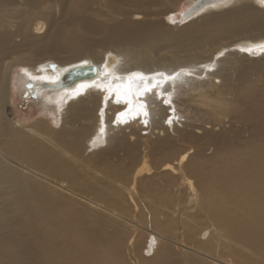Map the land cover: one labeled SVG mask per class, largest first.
<instances>
[{
    "label": "bare ground",
    "instance_id": "1",
    "mask_svg": "<svg viewBox=\"0 0 264 264\" xmlns=\"http://www.w3.org/2000/svg\"><path fill=\"white\" fill-rule=\"evenodd\" d=\"M165 3L159 14H171L169 24L154 19ZM178 3L0 0V264L111 263L89 247L109 239L64 209L68 194L94 204L64 184L73 178L98 183L113 204L126 191L138 220L179 221L186 240L129 221L132 236L162 247L166 264H233L222 262L227 254L264 263V3L217 0L184 17L191 3L176 19ZM22 57L29 64L18 80L45 94L41 116L51 122L8 116ZM83 65L97 76L66 86L68 71ZM208 220L224 231L219 255L188 242L202 228L221 235Z\"/></svg>",
    "mask_w": 264,
    "mask_h": 264
},
{
    "label": "rangeland",
    "instance_id": "2",
    "mask_svg": "<svg viewBox=\"0 0 264 264\" xmlns=\"http://www.w3.org/2000/svg\"><path fill=\"white\" fill-rule=\"evenodd\" d=\"M196 0H179V3L175 7H171V10H174V13L172 15H175V18H179L180 10L184 9L185 7L193 4V2ZM166 2V1H165ZM166 3L159 7L156 11L158 12L157 16H154V19L158 20H163L166 19V21H169V18L171 17V14L168 16H161V12L166 8L165 7ZM237 6H240L239 4H233L230 8H236ZM241 7V6H240ZM238 7V8H240ZM150 20V19H149ZM167 23L169 24L170 21ZM169 26V25H168ZM176 28V27H175ZM243 38L242 35L239 37L237 36H231V37H224L221 39V42H219L220 47H227L229 46L230 43L235 44L237 40H241ZM98 46V45H96ZM219 47V48H220ZM232 48L234 46H231ZM107 46L105 44H101L100 49H105ZM217 46H215V50L217 51ZM99 51V46L97 48ZM102 51V50H101ZM69 56H65L64 58H68ZM53 65H57L55 61L50 62ZM22 64H29V62L26 61L25 58L22 57V61L19 60V63L15 65V70H14V99L12 100V106L8 107V116L14 119H17L18 122H22L23 124L30 125L32 123H35L36 121L40 120L41 118L47 119L49 122H51V117L50 115H42V108H43V100L41 99L40 95H45L44 93H38L36 88H24L21 86L20 81L18 78L22 75ZM22 68V69H21ZM17 77V78H16ZM19 81V83H17ZM16 83V84H15ZM17 85V88H16ZM36 89V90H35ZM40 96V97H39ZM126 163L129 161L125 160ZM79 170L74 169V172L76 175L78 174L79 176ZM91 171H87V173H90ZM127 178V177H126ZM74 179V180H73ZM73 179H66L64 180V184L68 187L70 190H73L72 192L80 196L86 197L89 201L91 200L93 205L91 203L86 202L84 200H81L75 196L71 195H65L60 198L62 200V204L64 205V209L70 210L69 212H73L76 215V219L78 223L83 222V227L85 229L89 230L91 229L96 236H103L105 238H108L109 240L102 241V240H97V242H94L95 245L89 246L91 247L90 250L92 253L99 255H102V252H107L110 255L108 258L111 263L110 264H148L147 260L149 259H155L158 264H166L167 262L169 263V259L162 258L161 253H162V247H158V249L155 251L151 249V244H147V236L146 234L142 237H139V235H133L132 236V227L130 225V222L134 221L139 222L137 223V227L140 228L141 230L148 229L151 226L155 228V230H158L160 232H163L165 235L168 233L174 234L179 237V240H186V235L187 233H184V230L181 231L180 229L178 230L177 228L181 226L182 224L174 220L172 218L170 219H163L161 217L158 218L157 221L150 222V220H144L140 219L138 220L136 217H134V203L130 201L129 195L127 194L126 191H123L120 193L119 191L116 193V196L118 197V200L120 199V202H116V204H113L110 202L106 197V193L108 192L107 190H104L103 187H101L98 183H95L94 181H91L89 183L83 184L84 182L80 179L73 178ZM86 180V179H85ZM69 181V183H68ZM72 181V183H71ZM87 181V180H86ZM89 181V180H88ZM87 181V182H88ZM160 182L161 180H155V182ZM156 182V183H157ZM114 191L112 187H110ZM122 190H124V187H122ZM105 193V194H104ZM101 196V197H100ZM102 199V200H101ZM80 201V202H79ZM126 202V203H125ZM97 203V204H96ZM112 203V204H111ZM101 205L103 208L107 209H101L98 208L96 205ZM139 208L142 210H146L147 208L144 206L143 203H139ZM124 205V206H123ZM66 206V207H65ZM95 206V207H94ZM128 206V207H127ZM132 207V208H131ZM130 208V209H129ZM109 210H115L119 212L121 215L125 216L126 219H118L115 216L111 215ZM121 211V212H120ZM127 213V214H126ZM126 214V215H125ZM130 221V222H129ZM209 224H213L211 220H208ZM171 227H170V226ZM207 225V221L204 224V226ZM212 227L216 233L221 234L219 237H214V234L212 233L210 236L208 233L205 232V229L202 228V232H198V236L195 237V241H188L189 243L192 244V246L197 247L200 243H204L205 245L209 246L211 245L213 247V253L218 254L221 251H226L222 250L221 247H218L223 241H226L222 236L224 231L220 230L216 224L213 225H208ZM170 229H169V228ZM176 231V233L174 232ZM145 231V230H144ZM143 231V232H144ZM188 232V230H187ZM188 237V236H187ZM136 238V239H135ZM135 239V240H134ZM111 240H117L118 242V250H114L112 243L109 241ZM222 241V242H221ZM150 242V241H149ZM111 244V245H110ZM140 245V246H139ZM170 246V244H169ZM170 249L174 251L175 253H181V251L177 248V246L172 245L170 246ZM169 249V252H170ZM216 250V252H215ZM244 251V250H242ZM178 257H180V254ZM220 257L223 258L222 262L229 263V261H232L233 264H244L243 259L240 258L239 256H236L235 259L229 257L227 254L225 255H219ZM172 257V256H171ZM96 258V257H95ZM99 259V258H98ZM174 260V256L172 258ZM89 264H92L89 261ZM102 264V263H101ZM109 264V263H106ZM264 264V263H262Z\"/></svg>",
    "mask_w": 264,
    "mask_h": 264
},
{
    "label": "water",
    "instance_id": "3",
    "mask_svg": "<svg viewBox=\"0 0 264 264\" xmlns=\"http://www.w3.org/2000/svg\"><path fill=\"white\" fill-rule=\"evenodd\" d=\"M216 1L217 0H198L186 12L184 17H187L192 12L199 10L202 7H204L205 5H208L210 3H214ZM115 63H116L115 59L113 57L109 56L104 63V67L107 71L110 72L113 69ZM97 71L98 70L94 65H83L80 67L73 68L70 71H68V75L66 77L67 78L66 80H69L70 82L68 84H66V86L72 87L78 81L91 80L97 76ZM44 87H48L49 89H58L59 84L58 83L54 84V87L50 86V85H44Z\"/></svg>",
    "mask_w": 264,
    "mask_h": 264
},
{
    "label": "snow or ice",
    "instance_id": "4",
    "mask_svg": "<svg viewBox=\"0 0 264 264\" xmlns=\"http://www.w3.org/2000/svg\"><path fill=\"white\" fill-rule=\"evenodd\" d=\"M261 3H264V0H260Z\"/></svg>",
    "mask_w": 264,
    "mask_h": 264
}]
</instances>
